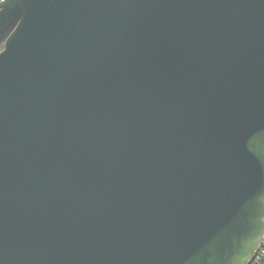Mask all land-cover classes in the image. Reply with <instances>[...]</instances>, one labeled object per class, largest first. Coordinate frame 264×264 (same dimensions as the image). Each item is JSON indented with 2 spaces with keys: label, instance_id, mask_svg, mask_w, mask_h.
<instances>
[{
  "label": "water",
  "instance_id": "obj_1",
  "mask_svg": "<svg viewBox=\"0 0 264 264\" xmlns=\"http://www.w3.org/2000/svg\"><path fill=\"white\" fill-rule=\"evenodd\" d=\"M2 7L0 264L256 258L264 0Z\"/></svg>",
  "mask_w": 264,
  "mask_h": 264
},
{
  "label": "snow or ice",
  "instance_id": "obj_2",
  "mask_svg": "<svg viewBox=\"0 0 264 264\" xmlns=\"http://www.w3.org/2000/svg\"><path fill=\"white\" fill-rule=\"evenodd\" d=\"M5 3V0H3V3H0V14L3 12L2 5ZM6 51L5 49H0V54H3ZM258 249L255 247H248L246 250H243L237 245L236 247H233L231 245L229 249V257H228V264H234V261L241 260L242 262L253 260L255 258V255L257 253Z\"/></svg>",
  "mask_w": 264,
  "mask_h": 264
},
{
  "label": "trees",
  "instance_id": "obj_3",
  "mask_svg": "<svg viewBox=\"0 0 264 264\" xmlns=\"http://www.w3.org/2000/svg\"><path fill=\"white\" fill-rule=\"evenodd\" d=\"M260 256V259L258 257ZM257 259L254 260L252 264H264V242L262 244L260 254L258 255Z\"/></svg>",
  "mask_w": 264,
  "mask_h": 264
},
{
  "label": "built area",
  "instance_id": "obj_4",
  "mask_svg": "<svg viewBox=\"0 0 264 264\" xmlns=\"http://www.w3.org/2000/svg\"><path fill=\"white\" fill-rule=\"evenodd\" d=\"M2 2H3V0H0V3H2ZM259 254H260V251H259V253L257 254V256H256L255 259H257V257H258ZM258 259H260V256L258 257Z\"/></svg>",
  "mask_w": 264,
  "mask_h": 264
}]
</instances>
